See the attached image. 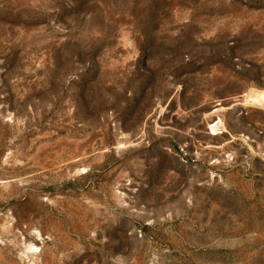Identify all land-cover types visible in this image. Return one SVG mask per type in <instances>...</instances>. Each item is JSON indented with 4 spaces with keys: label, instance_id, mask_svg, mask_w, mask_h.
I'll use <instances>...</instances> for the list:
<instances>
[{
    "label": "rangeland",
    "instance_id": "374dc122",
    "mask_svg": "<svg viewBox=\"0 0 264 264\" xmlns=\"http://www.w3.org/2000/svg\"><path fill=\"white\" fill-rule=\"evenodd\" d=\"M252 91L264 0H0V264H264Z\"/></svg>",
    "mask_w": 264,
    "mask_h": 264
},
{
    "label": "bare ground",
    "instance_id": "6f19581e",
    "mask_svg": "<svg viewBox=\"0 0 264 264\" xmlns=\"http://www.w3.org/2000/svg\"><path fill=\"white\" fill-rule=\"evenodd\" d=\"M246 103L252 106L264 107V93L258 91H252L247 95ZM217 126V125H216Z\"/></svg>",
    "mask_w": 264,
    "mask_h": 264
}]
</instances>
